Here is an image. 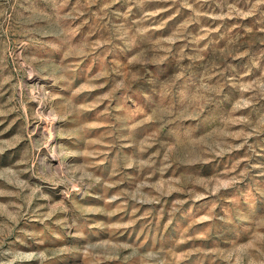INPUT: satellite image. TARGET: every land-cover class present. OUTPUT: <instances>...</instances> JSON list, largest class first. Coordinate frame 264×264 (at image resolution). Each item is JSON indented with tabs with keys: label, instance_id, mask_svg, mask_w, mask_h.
Instances as JSON below:
<instances>
[{
	"label": "rangeland",
	"instance_id": "rangeland-1",
	"mask_svg": "<svg viewBox=\"0 0 264 264\" xmlns=\"http://www.w3.org/2000/svg\"><path fill=\"white\" fill-rule=\"evenodd\" d=\"M0 264H264V0H0Z\"/></svg>",
	"mask_w": 264,
	"mask_h": 264
}]
</instances>
